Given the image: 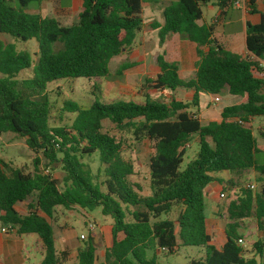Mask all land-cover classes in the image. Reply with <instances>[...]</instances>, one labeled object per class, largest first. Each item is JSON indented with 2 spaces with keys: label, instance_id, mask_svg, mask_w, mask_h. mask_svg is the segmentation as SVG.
I'll return each mask as SVG.
<instances>
[{
  "label": "trees",
  "instance_id": "1",
  "mask_svg": "<svg viewBox=\"0 0 264 264\" xmlns=\"http://www.w3.org/2000/svg\"><path fill=\"white\" fill-rule=\"evenodd\" d=\"M258 1L264 3L248 0L251 12ZM42 2L0 0V36L38 44L35 64L28 52L0 39V135L24 139L33 153L31 171L0 160L1 223L19 235L39 237L44 249L41 264H62L67 258L65 251L56 249L51 223L59 207L100 209L111 219L112 245L100 264H158V253L176 254L180 246L205 252L204 258L189 264H264V150L253 127L256 118H264V67L259 62L264 59V19L247 25L249 54L242 57L213 39L212 26L198 24L209 0L172 2L164 10L163 26L155 25L160 44L172 34L195 43L196 72L190 80H182L178 65L160 54L156 58L160 72L155 79H146L144 87L156 92L189 90L191 101H151L148 95L144 102L95 101L87 109L66 101L64 110L76 117L70 127H53L48 85L63 79H109L111 61L132 52L143 29V0H83L71 26L33 12ZM233 3L219 0L221 15ZM134 66L123 63L117 76ZM26 70L32 72L31 78L18 79ZM224 91L247 100L224 108L219 121L203 124L201 94L218 96ZM106 122L120 137L105 130ZM124 133L133 144L146 142L151 148L149 193L137 179L140 166L125 156ZM194 137L199 151L182 168ZM95 154L100 161L96 174L83 162ZM44 162L48 167L61 166L63 188L42 169ZM248 171L254 173L256 188H241L223 207L226 242L217 249L207 232L206 189L223 184L217 177L220 173L241 176ZM235 185L230 180L223 191L234 190ZM18 205L25 206V215ZM174 212L176 219L171 218ZM248 219L256 220L259 233L251 250L239 244L242 223ZM76 259L77 264H97L92 237L78 248Z\"/></svg>",
  "mask_w": 264,
  "mask_h": 264
},
{
  "label": "rangeland",
  "instance_id": "2",
  "mask_svg": "<svg viewBox=\"0 0 264 264\" xmlns=\"http://www.w3.org/2000/svg\"><path fill=\"white\" fill-rule=\"evenodd\" d=\"M67 1L68 0H63L64 6L67 5ZM52 6V3H46L43 9V14H51L53 12ZM203 10L205 11L206 17L215 16V14H211V12H208L205 8ZM0 39L16 44L18 51L28 52L36 64L37 57H35V55L38 52V44L36 41L21 42L8 35L0 36ZM137 45L138 44L136 42L134 47L135 50L138 49ZM137 61V52L125 54L122 57H118L111 61L109 68L112 76L109 79H63L49 84L47 93L51 101V126L70 127L72 125L76 115L68 113L64 110V103L66 101L75 102L80 107L87 109L95 101H99L101 103H108L114 100H133L136 102H144L147 98V94L150 95L151 101H170L174 97H178L183 101L187 100L186 95L188 92L185 90H182L178 93L176 92L175 94L169 91H167V93H157L150 90L148 92L147 89L144 91V71L138 69L137 67L124 72L122 76H117L116 72L120 65L123 63H135ZM151 70L152 69H150V71ZM150 71L147 70V72H149L147 78L153 77V74H151ZM31 76L32 72L30 70H26L21 72L18 79H29ZM218 98L220 99L219 102L210 103V97L208 95H204L202 104L206 105L209 102L211 106L209 109H207L205 105L201 106L200 111L203 113V120L206 121L209 119H218L224 108L242 105L246 100V96H233L226 91L218 95ZM253 127L258 144L261 148H264V118H256L253 123ZM105 130L120 137V134L114 131L113 125L110 122L105 123ZM122 136L125 140V156L128 160L131 162L134 161L140 166L141 175L137 177V179L142 183L144 193H149L147 173L148 162L152 152L151 148L146 142L136 145L133 144V142L130 140V135L124 133ZM198 151V142L195 140V138H193L189 147L187 148L182 168H185V166L196 157ZM0 160L5 161L6 163L12 162L16 167L23 168L27 171L33 170L32 151L26 146L24 139L18 138L11 133H4L0 135ZM83 162L88 166L89 169H91L94 174H96L100 168L98 154L86 156L83 159ZM42 169L46 171V173H50L54 178L59 180L61 188L64 187L63 180L65 174L61 166L56 165L55 167H48L47 163L44 162ZM220 176L226 180L225 172L220 173ZM232 180L236 181L234 189L236 191L233 189L228 192L220 191L221 193H225V198L217 199L214 204L212 202H207L206 216L209 217L208 224L210 229L212 227H217L216 229L219 233L222 231V220L225 218L222 217L223 207H225L231 200L236 198L241 188H247L249 184L256 185L253 172H246L238 179L236 178ZM212 188L213 186H209L207 188V192L210 193ZM20 210H22V212L24 210L26 211L25 206H22ZM176 216L177 212H174L171 218L176 219ZM51 223L54 226L55 236L57 238L56 249L59 253L64 251L67 253L65 264H77V250L83 242L88 240L89 237H92L97 245V264H100L103 261L105 250L112 245V221L110 218L103 216L100 209L89 211L81 208H74L73 210L68 211L59 207L57 208V212L54 215V219L51 220ZM91 224L95 225V230L93 232H90L89 229ZM2 227L8 228V226H4L0 221V230ZM240 233L243 235L242 239L245 242L244 248L246 250H251L253 244L258 240L259 237L256 220H245L242 223ZM35 237L38 239V236ZM82 237H84V239H82ZM220 240L216 239L218 243ZM33 246L34 244H31V248ZM43 255L44 252L42 250L40 253L36 254V256L40 258ZM150 256H152V252H149L148 258H150ZM157 256L158 264H189L193 260H200L204 258L205 252L195 247L180 246L179 251L176 254L171 255L161 252L158 253Z\"/></svg>",
  "mask_w": 264,
  "mask_h": 264
},
{
  "label": "crops",
  "instance_id": "3",
  "mask_svg": "<svg viewBox=\"0 0 264 264\" xmlns=\"http://www.w3.org/2000/svg\"><path fill=\"white\" fill-rule=\"evenodd\" d=\"M175 1L177 0H143V5H142V19L144 22L143 29L138 34L136 39V42L138 44L137 45L138 49L136 50L133 49V51L130 52V53L137 52L138 61L134 63L135 66L131 69L137 67L138 69L144 71L143 75H145V77H144L143 85L145 84V80L150 78V77L147 78V75H149V72H147V70L150 71V69H152L150 72L151 74H153V77L150 79H155V77L160 72L159 67L156 63V58L158 55H160L158 53L164 54L167 61L176 63L178 65L179 76L182 80L188 81L191 78H193L195 75L196 64L199 61V57L197 55L198 46L195 43L186 40L182 36L175 34L169 35L166 42L161 45L159 41V29L155 28V25L163 26L164 10L168 5H170L172 2ZM209 1L210 2L204 8L208 12H211V14H215V16L206 17L205 11L203 10V17L198 22V24L200 26H212L213 39L224 49L234 54H238L242 57H247L249 54L246 45L247 25L248 24L257 25L262 22V20L264 19V3L258 1L256 3L255 11L251 12V8L248 4V0H232L234 1L233 5H228V7H226V9L223 11L221 15V11L217 6L219 0H209ZM48 2L52 3L53 12L49 15H45L43 14V9L46 3ZM82 5H83V0H68L67 5L65 6L63 5V0H43L38 10L37 7H34L33 9L34 11L33 10L32 11L39 12L44 17H54L63 26H71L73 23L77 21L78 16L82 11ZM202 51L207 52L208 47H203ZM130 53H124L123 55ZM123 55H121L120 57H122ZM259 62L264 67V59L259 60ZM145 90L146 88L144 89V91ZM182 90L185 89L179 88L173 94H175L176 92L178 93ZM150 91L156 92L153 90ZM185 91L188 92L186 95L187 100L185 102H190L193 96V92L189 90H185ZM148 95L149 94H147V96ZM204 95H208V94H201L200 106L205 105L202 104ZM208 96L210 97V103L215 102V99L218 98V96H210V95ZM175 99L179 101H183L178 97H176ZM210 103L208 102L205 105L207 109H209V107L211 106ZM199 117L203 124H207L210 121L220 120V116H219L218 119H213V120L209 119L205 121L203 120V113L201 111ZM194 138L197 141V138L196 137ZM259 148L261 150H264V148H261L260 145ZM248 172H252V171H248ZM225 173H226V180L222 176H220V174L217 175V177L223 181V184L220 183L211 184L210 186H213V188L210 193H208L206 189V207H207V202L209 203L212 202L214 204L216 200L220 198L221 195L220 191H223V188L227 186L228 181L236 178L238 179L240 177V176H234L228 172ZM21 207L22 205H18L17 209L22 215H25L27 212L25 210L22 212V210H20ZM223 214H225V212H223ZM208 220L209 217H207V232L212 237V244L217 249H221L226 242L225 227L227 224V220H225V218L222 220L223 225H222L221 233L217 231L216 229L217 227H212L213 229L212 228L210 229ZM8 228L2 227L0 230V264H41L44 259V255L41 258L36 256V254L40 253L41 250L44 252L43 245L39 237L37 239V237H35L37 235L35 234L19 235L16 229H14V231L12 232H3V229H8ZM216 239L219 240L221 239V240L218 243ZM56 242H57V238H56ZM31 244H34L32 248H31ZM65 262L66 259L63 261L62 264H65Z\"/></svg>",
  "mask_w": 264,
  "mask_h": 264
},
{
  "label": "built area",
  "instance_id": "4",
  "mask_svg": "<svg viewBox=\"0 0 264 264\" xmlns=\"http://www.w3.org/2000/svg\"><path fill=\"white\" fill-rule=\"evenodd\" d=\"M215 102H219V98H216L215 99ZM248 188H250L251 190H254L255 188H256V186L254 185V184H249L248 185ZM220 198H225V195H224V193H221V195H220ZM89 229H90V232H93L94 230H95V225H90L89 226ZM12 231H14V228H12L11 226H9V228L8 229H3V232H12ZM82 239H84V237H82ZM244 240L243 239H240L239 240V244L241 245V246H244Z\"/></svg>",
  "mask_w": 264,
  "mask_h": 264
}]
</instances>
